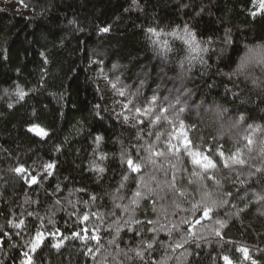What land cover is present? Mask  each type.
I'll use <instances>...</instances> for the list:
<instances>
[{
    "label": "trees",
    "instance_id": "1",
    "mask_svg": "<svg viewBox=\"0 0 264 264\" xmlns=\"http://www.w3.org/2000/svg\"><path fill=\"white\" fill-rule=\"evenodd\" d=\"M4 1L0 4V233L9 235L0 237V262L26 264L24 253L40 232L44 245L32 254L34 264H60V257L49 247L60 239L59 234L50 233L59 230L69 237L63 251L65 256L73 254V264H148L149 260L225 264L223 256L232 264H264V203L255 199L264 194V171H255L264 169V64L252 60L244 75L234 74L249 49L264 48L260 0H142L143 11L131 9V0ZM200 7L205 11L196 16ZM70 20L76 23L69 24ZM185 26L195 33V43L186 42ZM102 27L110 31L102 33ZM150 28L157 34L149 32ZM226 28L231 30L230 46L223 44ZM93 50L104 53L103 63H92ZM17 86L27 93L23 100ZM153 95L155 103H151ZM121 105L131 109L127 121L117 115L123 111ZM133 105L142 113L137 114ZM216 106L228 110L227 122L207 115ZM141 120L142 124L137 123ZM181 120L189 127L188 136L196 148L213 149L206 154L217 164L210 172L215 180L207 179L183 156L179 160L156 157L162 170L151 164L143 168L145 180L155 175L160 182L170 181L174 173L177 190L184 196L167 192L158 201L157 208L161 204L169 207L173 199L180 204L179 209L169 207L167 217L159 216L161 224L167 228L176 224L179 230L173 229L171 236L166 231L156 233L162 244L157 243L141 262L130 249L141 250V236L135 230L145 241L151 240L154 234L146 231L150 225H133L134 231L122 229L117 239L120 249L110 243L115 236L113 223L128 218L122 208L130 206L139 182V175L122 163L121 153L127 152L139 163L147 155L142 148L149 144L166 151L167 140L176 143L172 137L182 131L178 129ZM234 123L236 127H230ZM30 124L45 128L48 137L27 132ZM254 128L260 131L251 132ZM156 135L161 139L156 140ZM96 136L103 137L99 148ZM246 136L253 140L251 145ZM217 149L224 152V158L218 157ZM238 149L246 163L229 160L225 168L223 160ZM102 154L107 158L98 159ZM94 160L104 173L89 170ZM49 163L55 164L50 176L44 171ZM18 166L27 169L23 179L11 171ZM33 175L38 183H27ZM124 175L129 179L117 192ZM205 192L214 199L222 192H232L235 199L229 198L230 205L218 209L212 221H205L207 227L192 229L197 237H204L202 247L196 249L199 256L193 259L184 254V248L172 251L168 245L187 235L188 226L181 221L187 218L194 223L191 206ZM92 196L97 199L92 201ZM56 200L61 203L56 205ZM151 208L150 202L141 201L135 218L156 220ZM113 211L115 217L110 215ZM85 215L89 219L84 220ZM216 219L228 221L221 230L223 239L210 235V229L218 227ZM20 220L24 225L14 227ZM94 230L100 237L99 252L95 251L97 242L88 238ZM73 232L84 239H72ZM185 248L192 251L188 245ZM240 248L248 249L249 258ZM121 249L126 256L117 255Z\"/></svg>",
    "mask_w": 264,
    "mask_h": 264
},
{
    "label": "snow or ice",
    "instance_id": "2",
    "mask_svg": "<svg viewBox=\"0 0 264 264\" xmlns=\"http://www.w3.org/2000/svg\"><path fill=\"white\" fill-rule=\"evenodd\" d=\"M142 0H131L130 2V8L131 9H136L143 11V8L141 7ZM182 8H187L189 7L188 4H181L179 5ZM260 7L261 9H264V0H260ZM130 9H125V11H129ZM205 11L204 7H200L199 11L195 12L196 16H200L203 12ZM255 15V13H253ZM69 24H74L76 23L75 20H70L68 21ZM82 31V29H79ZM100 32L102 33H107L110 31L109 27H102L99 29ZM149 32L153 34H157L155 29H149ZM184 32L188 36V40L186 42L189 43H195L196 41V36L195 33H192L187 26L184 28ZM232 36H231V30L226 28L224 32V37H223V44L225 46H230L232 45ZM198 46V45H197ZM202 51H208V49H201ZM4 51H7L5 49ZM41 55H44L41 53ZM103 55L104 53L101 51L93 50L90 59L93 57L95 59H92V63L99 64L103 63ZM256 60L258 63L264 64V48L261 49H249L248 55L244 57L241 61V64L239 66V69L237 70L235 75H244L245 70L248 68V64L250 61ZM48 61L45 59V63ZM140 84H143V80L140 81ZM253 84H256V81H253ZM112 87L115 89L116 85L113 84ZM120 96H125L124 91H119L118 93ZM17 95L20 100H23L24 97L27 95V93L21 89L19 86H17ZM190 95V93H189ZM156 96L153 95L151 103L156 102ZM129 104H132V101H128ZM193 103H195L193 101ZM9 107H12V105H9ZM123 111L118 113L117 115L120 116L124 121L128 120V115L127 113L131 111V109L128 108L127 105H121ZM97 108H100L98 105ZM133 108L137 114L142 113L141 108H137L133 105ZM104 111L103 108H100V112ZM147 111V110H143ZM163 111H167V109H163ZM181 111H184V109H181ZM100 112H97L96 115L99 116ZM207 115L210 117H214L216 120L221 121V122H227L229 119V113L228 110L219 106L213 107L211 109L207 110ZM160 117H157L156 120L158 121ZM242 119V118H241ZM137 123L142 124L143 121H137ZM153 123V122H150ZM238 123V122H237ZM230 127H236V124L230 125ZM191 130L196 129V125L193 124L190 126ZM178 129L182 130L179 131V133L172 138L176 140V143H172V139L167 140V149L166 151H158L155 150V146L152 144L147 145L146 147L142 148V151L146 152L147 155L140 159V162L137 163L135 162L130 155L127 152H122L121 153V161L122 163H126L127 168L130 170L131 173H136L139 175V182L136 185V191L132 194V198L130 200V206H123L122 210L124 213H128V218L124 219L121 217L119 220L114 221L113 223V228L115 231V236L113 237V240L110 241L111 244L115 245L116 249H120L119 243H117V239L122 231V229H127L128 231H134L133 225H150L151 227H147L146 231L153 233L154 235L152 236L151 240L145 241L142 237V233L138 230H135V235L141 236V241H140V249L141 250H136V249H130V251L135 252V256L140 259L141 262L145 261L146 255H150V253L154 250V247L157 243H161L157 241L155 234L158 232H167L169 236L172 235L173 229L179 230V225L173 224L172 228H167L165 224H161L159 220V216L163 215L167 217L169 213V207L173 209H179L180 204L176 201V199H173L171 201V205L169 207H165L163 204L160 205L159 208L156 207L158 201H162L166 198L167 192H175L177 196H184V193L182 191L177 190L176 186V176L174 173L171 174V180L168 181H163L160 182L157 180L155 175H152L149 177L148 180H145L144 175L142 174L143 168L151 164L153 168H156L157 170H162L163 166H157V160L155 159L156 157H167V156H176L177 159L179 160L180 157H187L190 160V163L193 165L194 169L198 168L201 169L203 172V175L209 179V180H215L214 176L210 175L211 170L215 169L217 167L216 162L210 158V156L206 153L213 151V149L209 148L206 150L198 149L194 145L192 139L188 136V131L189 127H186L183 120L179 122ZM260 131L258 128L251 129V132H257ZM27 132L33 133L34 135L40 137L41 139H45L48 137L49 132L40 126L39 124H30V126L27 128ZM149 135H153V133H149ZM161 136L156 135V140H160ZM245 139L247 140V143L251 145L253 143V140L250 138V136H246ZM103 140L102 136H96L95 137V142L97 145V148L100 146V142ZM59 151V149H57ZM218 157L224 158V152L219 151L217 149ZM240 157V150L238 149L237 152L232 153L230 157L227 159L223 160V165L225 168L229 167V160L233 164H240L244 165L246 161ZM106 155H100L98 159L104 160L106 159ZM139 159V157H138ZM172 168H176L177 165H171ZM55 168V164L49 163L44 166V171L47 175H52V171ZM89 170L95 173H104L105 169L101 167L99 164L96 163L94 160L90 166ZM11 171L15 172L20 178H24L27 175V169L18 166ZM256 172H262L264 169L257 168L255 169ZM193 175H201V172L199 171H193ZM165 175L167 176L168 173L165 172ZM129 179L128 175H124L122 177V182L119 184L118 188L116 189L117 192L120 191V189L124 188V183L123 181H127ZM155 181L156 186L153 187V182ZM27 183L29 184H37L38 180L35 175L31 176L30 179L26 180ZM191 183V181H189ZM217 185H219V181H215ZM241 184L244 183L243 180L240 181ZM167 190V191H166ZM57 191H59V185H57ZM77 191L83 192L85 191L84 189H77ZM161 193H164V195H161ZM72 193H69V196H71ZM122 198V197H120ZM235 199V196L233 195L232 192H222L219 194L218 199H214L212 197L211 193L205 192L199 201L196 203L192 204L191 206V211L195 213L193 221L188 220L187 218L183 219L181 221V224L187 225L188 227L185 229L187 235L180 241L175 242L174 244H169L168 247L172 249V251H175L176 249L184 248L185 249V255L187 257H191L193 259L197 258L199 256V253L196 251V249H200L202 247L200 240L204 239V237H197L196 234L193 232V228L196 225H201L202 227H207V225L204 223L205 221H212L214 219V216L218 209L223 208L227 205L231 204V199ZM92 201H95L97 197L92 196L90 198ZM256 202L257 203H264V194L257 195L256 196ZM141 201H147L150 202L152 208V212L157 214V219L153 220L151 218L145 219V220H140L136 219L134 216L135 209L140 207ZM68 204H71L73 208H75V204L71 200L67 201ZM56 205H59L61 202L60 200L55 201ZM120 204H116L115 208L116 209H121ZM247 207V205H245ZM240 211H244V209H240ZM171 214H175L173 211ZM92 215H96V213H93ZM111 216L115 217L117 215V212L113 211L110 213ZM235 215H238L236 213ZM99 218V217H98ZM84 220L89 219L87 215L83 217ZM121 220L123 223H121ZM51 223V221H49ZM11 224L12 222L9 221ZM24 225V221L20 220L18 223L14 224V227L20 228L21 226ZM215 225L218 227H212L210 229V235H213L219 239H223V233L222 229L226 228L228 226V221L227 220H220L216 219L215 220ZM87 232V230H83ZM94 233L90 235L88 238L91 240H95L97 242V247L95 249L96 252L100 251L99 248V242H100V237ZM19 234V233H17ZM59 234L60 239L56 243H51L49 245L50 249H54L56 254L60 257V264H65V260L67 261V264H73V254L69 253L67 256H65L63 249L65 248V241L69 239V237L65 236L63 233H59V230H57L56 233H50V235H57ZM9 235L8 233H0V237L2 236H7ZM72 239H84L83 236H81V233H76L73 232L72 234ZM44 236L42 233L37 232L35 237L33 238L32 242L30 243V248L29 252H25L24 256L26 257V264H34L33 261V255L37 252L38 249H41L42 246L44 245ZM188 245L189 248L192 249V251H189L188 248H185V246ZM240 252H242L245 256V258H249V251L247 248H240L238 249ZM94 250L92 248L88 249L89 254H93ZM127 255V253H123V250L121 249L117 255ZM95 258V256H93ZM222 259L225 261V264H232V261L228 256H223ZM2 264V262H0ZM148 264H163V262H155V261H148ZM252 264H256L255 261H252Z\"/></svg>",
    "mask_w": 264,
    "mask_h": 264
},
{
    "label": "rangeland",
    "instance_id": "3",
    "mask_svg": "<svg viewBox=\"0 0 264 264\" xmlns=\"http://www.w3.org/2000/svg\"><path fill=\"white\" fill-rule=\"evenodd\" d=\"M0 4L3 6V5L5 4V1H4V0H0ZM258 5H259V8H261L259 2H258ZM14 6H16V4H15ZM262 10H263V9H261V10H259V11H262Z\"/></svg>",
    "mask_w": 264,
    "mask_h": 264
}]
</instances>
